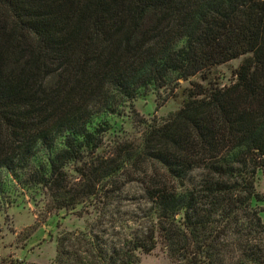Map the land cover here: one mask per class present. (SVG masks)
Returning <instances> with one entry per match:
<instances>
[{
    "label": "trees",
    "instance_id": "1",
    "mask_svg": "<svg viewBox=\"0 0 264 264\" xmlns=\"http://www.w3.org/2000/svg\"><path fill=\"white\" fill-rule=\"evenodd\" d=\"M244 55L232 84L192 82L164 122L102 152L93 117ZM59 139L32 181L98 218L58 240L56 264H136L158 248L172 264H264V0H0V170ZM133 183L143 214L109 222Z\"/></svg>",
    "mask_w": 264,
    "mask_h": 264
},
{
    "label": "rangeland",
    "instance_id": "2",
    "mask_svg": "<svg viewBox=\"0 0 264 264\" xmlns=\"http://www.w3.org/2000/svg\"><path fill=\"white\" fill-rule=\"evenodd\" d=\"M246 57L240 56L215 66L207 74V80L199 74L189 80L179 79L173 91L171 88L141 90L135 100L125 104L118 112H103L93 117L89 129L103 126L107 130L102 152L109 153L116 140L138 142L147 124L164 122L182 106L192 82L206 86H228L236 80V71ZM63 147V139H59L51 150L41 146L29 166L17 174L5 168L0 170V264H56L58 240L68 236L76 243L78 234L91 231L95 225L98 217L92 207L86 208L81 204L74 209H57L47 189L32 181V169L45 166V170H48L49 158ZM73 169L72 164L67 167L75 177ZM256 191L261 199L256 202V206L261 209L264 221L262 171L257 174ZM126 193L128 198L117 203L122 213L108 217L109 222L143 214L140 208L147 204L141 197V186L137 183L129 184ZM111 233L109 230L105 238L111 239ZM136 264L172 262L158 248L151 254L140 253Z\"/></svg>",
    "mask_w": 264,
    "mask_h": 264
}]
</instances>
